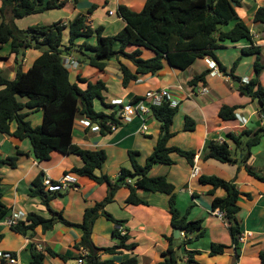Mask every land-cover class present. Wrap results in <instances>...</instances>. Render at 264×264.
I'll return each instance as SVG.
<instances>
[{"label":"crops","instance_id":"1","mask_svg":"<svg viewBox=\"0 0 264 264\" xmlns=\"http://www.w3.org/2000/svg\"><path fill=\"white\" fill-rule=\"evenodd\" d=\"M146 0H66L62 8L51 9L34 13L17 22L22 28L35 24H52L64 20L71 22L80 15H87L93 28L104 26V34L112 36L122 31L127 21L120 15L121 5H127L134 11L142 10ZM238 17L250 27L255 44L261 47V60L264 63V24L256 22L254 15L257 9L264 6V0H235ZM238 2V3H237ZM3 0H0V9ZM94 10L90 12V9ZM114 11V14L110 12ZM2 16L0 13V24ZM235 21L229 23L226 29L232 28ZM70 31L65 33V42L68 43ZM86 38H79L82 44ZM97 43V37L89 39ZM249 39L239 41H224L216 49L217 59L213 58L219 68L222 64L225 71L221 74H212L211 68L205 57L198 58L186 69L172 66L168 60L156 73L141 76L130 87L124 85V74L118 57L107 61L104 70L91 66L77 58L78 63L73 64V56H80L82 51L75 50L72 54L66 52L64 62L71 71V80L79 82L83 88L87 83L80 81V76L87 77L90 81L104 80L108 89L104 92V99L96 100L98 111L112 113L118 112L120 105L114 103L120 99L125 103L132 102L135 98H142L148 90L168 89V100L178 107L171 124L172 135L168 139L169 146H177L185 150H195L197 153L193 163L186 157L172 153L174 162L171 164L156 163L149 171L150 175H165L175 186L177 194V207L182 214H187L189 219L203 220L204 234L197 237L196 232L186 233L181 230L175 234L176 228L171 225L169 195L163 192H150L140 189L139 196L147 200L144 204H129L127 199L131 193L128 185H123L117 192L115 200L109 203L106 210L118 219L125 220L121 230L123 234L131 236L129 242H135L132 250H122L117 253H102L103 259H113L112 264H125L134 256L136 264H163L166 255L164 252L171 244L180 256V264H264V182L252 176L246 167L240 163L222 162L215 158H206L208 145L212 140L227 141L236 157L242 156L241 148H237L234 141L229 138V133L239 134L242 130H257L264 126V116L261 104L257 99L240 91V78L242 82L249 81L256 76L255 55L243 54V48L249 46ZM0 75L14 79L18 73L16 55L12 53V45L8 43L1 51ZM43 51L36 48L27 50L22 56V64L28 70L42 55ZM145 56H151L152 51L145 50ZM133 65V64H131ZM209 70L204 81L191 85L190 80L196 75ZM234 76H233V75ZM264 85V69L260 74ZM205 85L209 93L202 94L199 88ZM22 101L29 100L22 97ZM115 105V106H113ZM223 105L237 106L236 119L226 121L219 116ZM28 119L34 126L41 125L45 119V109H25ZM239 113L245 120L237 118ZM194 121V127L186 129V118ZM79 116L74 127V142L88 149H104L108 158L102 168L97 169V174H109L114 180L118 179L124 167L133 168L131 151L138 152L137 158L145 164L153 152L161 134V124L148 113L144 116L135 115L129 123H122L116 131L103 132L98 128V123L86 125ZM143 124L148 125L146 131L142 130ZM19 127L17 120L12 122V131ZM19 150L25 153L19 155L18 166H6L0 171V191L9 213L0 219V251L16 253L21 264H31L33 260L32 247L46 253L44 264H77L81 255V248L77 244L82 240L84 231L80 227L69 226L63 221L56 223L55 227L44 231L37 229L35 236H28L14 230L7 219L14 213H21L25 219L31 212L52 217L54 212L50 209L40 195H32L34 182L38 177L46 175L61 178L72 168L84 165V159L77 154H64L55 151L48 160H39L34 152L33 144L29 138L20 139L10 133H0V157L15 156ZM199 167L197 176H192L194 166ZM247 166L264 175V132L260 142L252 147ZM216 175L227 181L237 184L244 193L239 203L241 211L238 214L242 233H247L245 242H234L228 223L225 218L217 214L212 206L215 196H226L224 188L213 189L209 184L201 182V176ZM56 196L51 201L55 211L63 212L64 216L72 221L81 223L85 219L87 208L104 200L109 194V185L100 183L89 176L79 175V187L63 192H55ZM248 194V195H247ZM118 224L106 215L98 217L93 232V240L97 246L108 247L118 243L114 231ZM170 237L172 240H170ZM186 240H189L186 242ZM213 243L225 244L222 253L212 254ZM238 248L241 249L238 252ZM49 250H53L51 253ZM188 251H199L195 254L194 262L189 261Z\"/></svg>","mask_w":264,"mask_h":264},{"label":"trees","instance_id":"2","mask_svg":"<svg viewBox=\"0 0 264 264\" xmlns=\"http://www.w3.org/2000/svg\"><path fill=\"white\" fill-rule=\"evenodd\" d=\"M235 0H146L142 10L134 11L127 5H121L120 15L127 21L126 27L116 35L104 34V26L93 28L87 15H80L69 23L64 20L52 24H35L28 28H22L17 22L31 14L44 12L51 9L62 8L66 0H3L0 9L2 22L0 24V59L4 56L1 51L8 43L12 45V53L16 55L18 73L14 79L0 75V133H10L20 139L29 138L33 144L36 157L48 160L55 151L64 154H77L84 159V165L74 167L68 172H75L81 176H89L100 183L109 185V194L94 206L87 208L85 219L81 223L68 220L63 212L55 211L51 207V201L56 196L43 184V178L38 177L34 182L32 195L43 197L44 203L53 210L52 217H46L37 212H31L25 219L13 226L14 230L28 236H35L37 229L42 227L48 231L55 227L56 223L63 221L69 226L80 227L84 231L82 240L77 244L79 248H86V264H112L113 259H103L102 253H117L122 250H132L135 242H129L131 236L123 234L121 226L125 220L118 219L114 214L106 210L109 203L115 200L118 190L123 185L131 188L127 199L129 204H144L147 200L139 196L140 189L150 192H163L169 195V207L171 213V225L186 233L196 232V236L204 234L203 220L189 219L187 214H182L177 207V194L175 186L165 175H150L149 171L156 163L171 164L174 162L172 153H178L193 163L195 150H185L177 146H169L168 139L172 135L170 129L174 116L178 110L170 100H164L159 105H152L153 116L161 124V134L153 152L147 158L145 164L138 161L136 150H132L131 160L133 168L124 167L118 179L114 180L109 174H97V169L102 168L108 158L104 149H88L74 142V127L79 116L90 118L98 123L103 132L111 131L109 122H119L116 111L107 113L98 111L96 100L104 99V92L108 89L104 80L90 81L87 77L80 76V81L87 83L83 88L79 82L71 80V71L64 62L66 52L72 54L75 50L82 51L80 56H75L91 66L104 70L107 61L112 57H118L124 74V85L130 87L141 76L158 72L166 60L179 69H186L198 58L211 56L217 59L216 49L222 46L224 41H239L249 39L251 44L243 48V54L255 55L256 76L248 82H242L240 78L241 92L257 99L261 104L264 116V85L260 80V74L264 69L261 60V47L255 44L250 27L238 17ZM237 1V0H236ZM238 3V2H237ZM213 8L211 12L210 9ZM94 7L90 9V12ZM254 20L264 24V6L257 9ZM232 21V28L226 29ZM70 31L69 42H65V33ZM97 37V43L93 44L90 38ZM79 38H86L78 43ZM31 48L40 49L42 55L28 70L23 67L22 56ZM145 50L152 51L151 56H145ZM133 64V65H131ZM220 69L225 71L222 64ZM209 70L196 74L190 84L195 85L205 80ZM22 97L29 98L24 102ZM140 98H135L137 101ZM115 106V105H113ZM45 109V119L41 125L34 126L27 118L29 112L25 109ZM237 106L223 105L219 116L226 121L236 119ZM17 120L19 127L12 131V122ZM186 129L194 127V121L186 118ZM264 126L257 130H242L239 134L229 133V138L235 142L236 150L241 148L242 156L236 157L227 141L212 140L209 142L206 158H215L222 162H240L246 170L255 178L264 182V175L247 166L252 155V147L260 142ZM25 153L19 150L15 156L0 157V171L6 166L17 167L19 155ZM139 176V177H137ZM137 177V178H136ZM133 178L134 184L128 179ZM136 178V179H135ZM201 182L209 184L213 189L222 187L227 194L224 197L215 196L212 200L214 209L225 212V220L228 223L234 242L239 241L242 233L238 214L241 211L239 203L244 193L237 184L220 178L216 175L201 176ZM1 181V178H0ZM248 195V194H247ZM9 209L3 201V193L0 191V219L7 216ZM106 215L115 221L118 227L114 231L118 243L114 246L100 247L93 240L95 223L101 215ZM4 237L0 234V240ZM170 240L172 238L170 237ZM189 240H186V242ZM225 244L213 243L211 253H222ZM54 253L53 250H49ZM189 261L194 262L195 254L199 251H188ZM16 254V253H15ZM33 260L31 264H44L46 253L37 246L32 247ZM166 255L163 264H180V256L170 244L164 252ZM264 262V253L262 254ZM137 258L127 260L125 264H136ZM1 264H4L2 262ZM233 264H237L236 262Z\"/></svg>","mask_w":264,"mask_h":264},{"label":"built area","instance_id":"3","mask_svg":"<svg viewBox=\"0 0 264 264\" xmlns=\"http://www.w3.org/2000/svg\"><path fill=\"white\" fill-rule=\"evenodd\" d=\"M111 14H114V11L110 12ZM206 60L209 64V67L211 68L212 74H221V70L217 64V62L211 58V56H206ZM73 64L78 63L77 58L73 56V59L71 60ZM248 82V81H244ZM199 92L202 94L209 93V88L205 85H202L199 88ZM170 96L168 89H153L148 90L144 97L138 99L137 101H132L129 103H125L123 100L117 99L114 101L115 104L120 105L117 117L120 120L119 122H109V126H111V130L116 131L119 129L120 125L122 123H129L134 119L135 115L144 116L148 113H152L151 106L152 105H159L164 100H167ZM237 118L241 122H245L244 118L237 113ZM83 122L86 125H92L93 120L90 118H85ZM98 128L101 129L102 127L98 124ZM148 129L147 124H143L142 130L146 131ZM223 141V139L219 140ZM199 173V167L194 166L192 170V176H197ZM129 183L134 184V179L129 178ZM43 184L46 187V189L50 192H63L71 188H78L79 187V175L75 172H67L65 173L61 178H53L52 176L46 175L43 179ZM217 214L224 217L225 212L220 209H216ZM20 220H22V214L21 213H14L11 217L7 219L8 223L11 226L17 225ZM247 240V233H241L239 236V241L245 242ZM88 254V250L86 248H82L81 255L78 258L77 264H86L85 256ZM4 262V264H21L20 259L17 254L13 252H3L0 251V264Z\"/></svg>","mask_w":264,"mask_h":264},{"label":"water","instance_id":"4","mask_svg":"<svg viewBox=\"0 0 264 264\" xmlns=\"http://www.w3.org/2000/svg\"><path fill=\"white\" fill-rule=\"evenodd\" d=\"M208 1L211 2V0H208ZM210 11L212 12V11H213V8H211ZM137 177H139V176H137ZM137 177H136V178H137ZM136 178H135V179H136ZM180 232H181V230L178 229V228H176L175 231H174L175 234H178V233L180 234ZM238 244H239V241H236V245H238ZM240 251H241V249L238 248V252H240Z\"/></svg>","mask_w":264,"mask_h":264}]
</instances>
